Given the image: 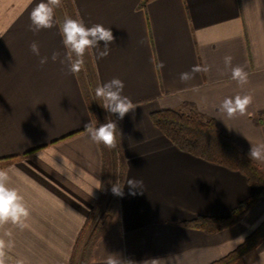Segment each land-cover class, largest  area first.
I'll return each instance as SVG.
<instances>
[{
  "label": "crops",
  "instance_id": "obj_1",
  "mask_svg": "<svg viewBox=\"0 0 264 264\" xmlns=\"http://www.w3.org/2000/svg\"><path fill=\"white\" fill-rule=\"evenodd\" d=\"M141 1L73 0L87 26L101 24L115 37L106 58L85 55L98 84L121 79L123 95L137 106L123 120L104 109L121 131L117 148L108 149L84 127L100 125L84 69L73 75L60 63L65 16L56 9L54 26L34 33L30 13L40 0H0V169H10L7 186L29 209L23 226L0 225L5 264H71L90 214L105 198L94 221L103 217L121 161L123 195L105 215L88 264H106L109 255L122 264H212L264 222L263 186L181 150L151 116L195 112L214 119L247 157L251 147L264 146V0ZM33 41L39 57L30 50ZM53 52L60 54L55 62ZM226 55L249 73L246 85L230 78ZM43 56L49 59L41 66ZM197 64L210 70L182 82L180 74ZM237 94H251L253 102L245 115L229 118L219 104ZM252 161L264 173V159ZM132 178L142 186L130 189ZM256 194L259 200L233 226L210 233L188 225L198 217H226ZM234 264H264V239Z\"/></svg>",
  "mask_w": 264,
  "mask_h": 264
},
{
  "label": "clouds",
  "instance_id": "obj_2",
  "mask_svg": "<svg viewBox=\"0 0 264 264\" xmlns=\"http://www.w3.org/2000/svg\"><path fill=\"white\" fill-rule=\"evenodd\" d=\"M61 6L62 0H40L30 13V30L38 33L43 29H51L55 24V10ZM60 34L66 49L65 57L60 59V63H67L68 71L73 75L79 74L85 68L86 54L94 52L98 59L106 58L110 54V45L115 41L111 28H106L101 24H94L89 27L79 17L66 16L60 26ZM101 42H103V50H101ZM30 50L34 55L40 56V48L37 42L33 41L30 44ZM59 57L58 52H53L51 60L55 62ZM48 59L47 56L40 57V65H45ZM232 60L231 55L223 57L225 69H230V78L242 87L248 83L249 73L242 66H233ZM209 70V66L206 64L194 65L190 71L180 74V80L187 82L193 79L196 73H207ZM124 88L125 84L119 78H112L108 82L98 84L95 88V96L102 101V108L110 114H116L118 120H123L126 114L137 108L129 97L123 95ZM252 102L253 96L251 94L226 97L219 104V111L225 113L229 118H233L237 114L243 116ZM106 119L107 122L100 124L99 127L91 122L85 124L84 127L91 141L96 144H103L108 149H116L118 146L117 132L119 131L121 135V131L115 120L110 117ZM248 157L252 160L264 159V146L251 147ZM57 170L60 171L61 169L58 167ZM9 171L10 169H0V225L11 222L23 226L25 219L29 216V209L19 193L7 186ZM127 184L130 189H138L142 186L143 181L132 178L127 181ZM123 187L118 183L113 184V194L122 196ZM131 194L135 195L136 192L132 191ZM4 247L5 241L0 239V249ZM0 264H5L2 251H0ZM106 264H122V262L109 255ZM152 264H155L154 260Z\"/></svg>",
  "mask_w": 264,
  "mask_h": 264
},
{
  "label": "trees",
  "instance_id": "obj_3",
  "mask_svg": "<svg viewBox=\"0 0 264 264\" xmlns=\"http://www.w3.org/2000/svg\"><path fill=\"white\" fill-rule=\"evenodd\" d=\"M148 1L150 0H142L141 5L144 6ZM57 9L61 14H64L65 17H79L73 0H62V6ZM84 71L89 85L95 94L98 80L96 78L93 64L87 59H85ZM96 99L102 104L100 99L97 97ZM151 116L153 122L181 150L202 157L208 161L222 164L228 168L239 170L246 175L248 181L252 185L264 187V173L262 170L254 161L238 149L232 138L217 129L214 119L203 120L195 112L183 113L172 109L160 110L153 113ZM123 176L124 165L121 161L118 165L115 183L120 185ZM259 198L260 194L248 197L236 205L226 217H198L193 221H190L188 225L203 229L210 233L220 231L224 228L233 226L240 221L246 212L255 205ZM105 200V198H102L90 214L86 225L84 226L83 233L80 235L76 244V251L72 257L71 264H88L89 251L104 229L105 215L110 213V211L114 210L117 206L118 195L112 194L111 198L107 200L108 202L106 201L107 204L105 203L106 210H103V217L94 221L96 214L100 212ZM90 229L89 238L85 241L82 247V256L78 259L77 251L82 245L86 233ZM263 239L264 222L234 251L212 264H234L246 253L256 248Z\"/></svg>",
  "mask_w": 264,
  "mask_h": 264
},
{
  "label": "rangeland",
  "instance_id": "obj_4",
  "mask_svg": "<svg viewBox=\"0 0 264 264\" xmlns=\"http://www.w3.org/2000/svg\"><path fill=\"white\" fill-rule=\"evenodd\" d=\"M84 87H85V90H86L88 96L90 97V101L92 102L93 106L98 109L99 117H100V124L106 123L107 122L106 118H109V117L105 113L104 108H102L101 104L97 101L96 96H95L94 92L92 91V89L89 85V82L86 78L84 79Z\"/></svg>",
  "mask_w": 264,
  "mask_h": 264
}]
</instances>
